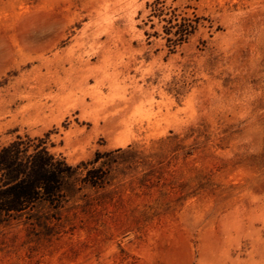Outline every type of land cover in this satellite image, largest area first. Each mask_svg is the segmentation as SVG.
Listing matches in <instances>:
<instances>
[{"label":"rangeland","instance_id":"obj_1","mask_svg":"<svg viewBox=\"0 0 264 264\" xmlns=\"http://www.w3.org/2000/svg\"><path fill=\"white\" fill-rule=\"evenodd\" d=\"M26 134L112 151L108 182L0 225V264H264V0H0V146Z\"/></svg>","mask_w":264,"mask_h":264},{"label":"trees","instance_id":"obj_2","mask_svg":"<svg viewBox=\"0 0 264 264\" xmlns=\"http://www.w3.org/2000/svg\"><path fill=\"white\" fill-rule=\"evenodd\" d=\"M47 142V136L26 134L0 146V225L22 219L34 224L50 221L68 201L66 190L79 170L85 172L81 181L93 187L107 184L106 163L99 167L89 165L110 156L112 151L98 152L93 161L73 166L53 152ZM45 206L54 213H42Z\"/></svg>","mask_w":264,"mask_h":264}]
</instances>
